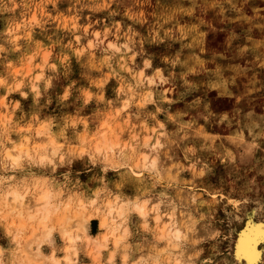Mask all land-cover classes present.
Wrapping results in <instances>:
<instances>
[{
    "label": "rangeland",
    "instance_id": "1",
    "mask_svg": "<svg viewBox=\"0 0 264 264\" xmlns=\"http://www.w3.org/2000/svg\"><path fill=\"white\" fill-rule=\"evenodd\" d=\"M39 187L49 239L18 217ZM144 201L149 232L128 225ZM251 222L264 0H0V264H249L233 243Z\"/></svg>",
    "mask_w": 264,
    "mask_h": 264
},
{
    "label": "bare ground",
    "instance_id": "2",
    "mask_svg": "<svg viewBox=\"0 0 264 264\" xmlns=\"http://www.w3.org/2000/svg\"><path fill=\"white\" fill-rule=\"evenodd\" d=\"M107 133V132H106ZM105 137V136H104ZM110 142V141H109ZM112 142V141H111ZM98 144V143H97ZM97 146V145H96ZM106 147V146H105ZM24 150V149H23ZM8 156H10V157H14V155L11 153V151H9L8 152ZM15 161H16V159L17 158H13ZM43 185V184H42ZM42 185H40V186H42ZM35 188V187H34ZM34 194V193H33ZM32 194V195H33ZM36 194V193H35ZM36 198L34 199V200H36L35 202H36V205L38 206V207H41L40 209H38V211L35 213V214H29L28 215V217L26 218V217H23L22 216V211H20V212H18L19 214V216L18 217H20V226L21 225H24V223L27 221V219L28 220H36V219H39V226L41 225V226H44L45 227V230L47 229L46 228V221H48L47 220V218L49 217V215H50V213L51 212H54L53 211V208H51L52 206H51V204L49 203V200H50V198H51V191H49L48 189H44V188H40L39 187V190L37 189V195L35 196ZM3 201H5V203L6 204H8V206H10V212L12 211V210H14L15 211V209H17V207L20 205V207L21 208H23L24 206H25V204H27V203H25L26 202V199H25V195L23 194V193H20L17 189H14L13 188V190H11L10 192H8L7 193V195H6V197L4 198V200ZM52 203V202H51ZM5 204V205H6ZM66 204V203H65ZM69 204V203H68ZM68 204L64 207V209H63V213L65 214L66 213V211H67V209L69 208V206H68ZM28 207V206H27ZM33 208V207H32ZM57 209H59V207H57ZM110 210V209H109ZM116 210V209H115ZM118 210V209H117ZM120 210V209H119ZM114 211V210H113ZM119 212V211H118ZM31 213V212H30ZM110 213H113L111 210H110ZM52 214V213H51ZM55 214V213H54ZM66 214H69V213H66ZM106 214V213H105ZM39 215H41V216H39ZM107 215H108V213H107ZM15 216V215H14ZM67 216V215H66ZM111 217H112V214H111ZM26 218V219H25ZM64 218V217H63ZM107 218V217H106ZM49 219V218H48ZM50 220V219H49ZM65 220H68V219H65ZM88 221V220H87ZM66 223H67V221H66ZM65 223V224H66ZM71 223L72 222H70V225H71ZM106 223H107V220L106 219H103L102 221H101V225H103V226H105L106 225ZM252 223V222H251ZM86 224H87V222H86ZM85 224V228H87V225ZM69 225V226H70ZM263 224L262 223H255V224H253L252 223V225L250 224V226H249V232H252L253 234H256V233H259V232H261L262 231V229H261V226H262ZM61 225H59V227H60ZM67 226V225H66ZM65 226H62V229L61 230H63V234H68L70 231H67V229H65L64 228ZM44 230V229H43ZM48 230V229H47ZM71 230V229H70ZM164 230V229H163ZM47 232H49V230L47 231ZM42 233H43V231H42ZM72 233V232H71ZM46 234V233H45ZM169 234V233H168ZM178 234V232L176 233V236H178L177 235ZM247 234L248 233H245V234H243V236H242V238H241V241H240V243L238 244V247H237V250H236V253H237V255H241V254H243L244 256H245V258L247 259V261H248V263L249 264H257L260 260H261V252H262V249L260 250V251H258L256 254H255V257H252L250 254H248V253H245L244 251H243V245L246 243V242H249L250 243V241L248 240V236H247ZM44 235V234H43ZM47 235V238L49 239L50 237H51V233L49 232V233H47L46 234ZM68 239V238H67ZM39 253V252H38ZM39 255V254H38ZM54 259V258H53ZM53 261H55V263L54 264H59V261H57L56 259H54Z\"/></svg>",
    "mask_w": 264,
    "mask_h": 264
},
{
    "label": "snow or ice",
    "instance_id": "3",
    "mask_svg": "<svg viewBox=\"0 0 264 264\" xmlns=\"http://www.w3.org/2000/svg\"><path fill=\"white\" fill-rule=\"evenodd\" d=\"M157 211V207L156 206H152L151 207V213L152 216H150L149 214V207H148V201H144L143 203L140 202H136L134 203V205L129 209V219H128V225L132 228V229H137L142 227L145 232H149L150 229V222H155L158 223L159 222V216H156L155 213ZM155 217V219H153L152 217ZM143 221V223L141 224L140 222ZM262 231L256 234H253L252 232H249L247 234L248 236V240L249 242H246L243 245V251L245 253L250 254L252 257H255V254L260 251L261 249H264V225L261 226ZM124 235L120 238V241H126L127 238L131 235V232L129 231V227H126L123 229ZM246 230H244V226H241V228L238 230V239L236 241H234L233 243V248H237L238 244L241 241V236L242 234H245ZM178 235V234H177ZM161 239H163V237H161ZM120 241H118V245L120 243ZM125 247H127V245L125 244ZM261 256L264 257V252H261ZM115 258V253L112 254L111 257H109V260L111 261L112 259ZM128 257L127 255L123 256V260H127Z\"/></svg>",
    "mask_w": 264,
    "mask_h": 264
}]
</instances>
